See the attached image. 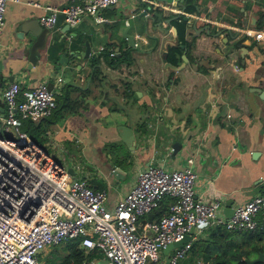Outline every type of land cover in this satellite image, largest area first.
I'll list each match as a JSON object with an SVG mask.
<instances>
[{
  "label": "crops",
  "instance_id": "obj_1",
  "mask_svg": "<svg viewBox=\"0 0 264 264\" xmlns=\"http://www.w3.org/2000/svg\"><path fill=\"white\" fill-rule=\"evenodd\" d=\"M70 1L10 0L0 28V87L15 80L24 89L45 79L55 98L63 96L76 103L62 118L48 122L44 116L32 121L45 124L40 144L49 153L65 154L73 174L105 189L107 207L135 183L142 167L153 162L165 168L182 167L189 155L196 174L195 195L210 199L218 194L221 217H227L225 209L264 190V30L252 26L264 10V0H196L197 10L189 7L191 11L182 12L190 21L197 16V27L208 23L219 34L192 35L188 27L184 34L188 44L173 50L182 49L187 60L165 55L178 63L172 64L175 68L164 63L162 53L175 42L176 30L174 34L171 24L156 26L145 17V8L151 13L155 5L152 0H117L99 10L100 21L86 14L69 25L60 14L49 27L47 47L40 50L38 63L27 67L28 45L25 37L18 36L21 22L36 23L46 5ZM139 11L144 15L138 17ZM126 25V32L134 36L133 47L122 35ZM234 42L238 48H232ZM85 43L89 54L79 55ZM65 47L71 51L66 53L67 65L56 73L54 60ZM124 49L131 52L129 64L107 63L105 52L119 55ZM90 56L95 58L94 65ZM123 82L129 83L128 96ZM29 122L24 120L23 125ZM119 124L132 129L133 149L121 139ZM173 140L181 142L175 151ZM113 142L116 146H111ZM75 162L81 165L76 170ZM117 166L118 177L112 173ZM256 217L255 228L264 222L263 213L257 212ZM200 225L192 242L205 237L213 224L203 221ZM160 257L165 260L162 251ZM199 262L203 264L200 257L192 264Z\"/></svg>",
  "mask_w": 264,
  "mask_h": 264
},
{
  "label": "built area",
  "instance_id": "obj_2",
  "mask_svg": "<svg viewBox=\"0 0 264 264\" xmlns=\"http://www.w3.org/2000/svg\"><path fill=\"white\" fill-rule=\"evenodd\" d=\"M8 1L0 0V28ZM116 1L46 5L38 21L50 27L60 14L69 25L86 14L100 21L99 10ZM0 97V264H42L39 255L46 246L69 237H78L84 249L96 248L99 257L107 258L106 264H180L200 233L201 222L246 230L258 225L257 212L264 215L263 190L236 204L227 217L219 216L218 194L210 199L195 195L191 155L182 167L165 168L157 162L142 167L135 183L107 207L105 189L70 172L65 154L52 155L23 127L24 120L35 121L54 108L47 80L24 89L11 80L0 87ZM80 166L72 165L74 170ZM165 198H169L165 212L146 219ZM186 234L189 238L161 259L166 243Z\"/></svg>",
  "mask_w": 264,
  "mask_h": 264
},
{
  "label": "trees",
  "instance_id": "obj_3",
  "mask_svg": "<svg viewBox=\"0 0 264 264\" xmlns=\"http://www.w3.org/2000/svg\"><path fill=\"white\" fill-rule=\"evenodd\" d=\"M195 2L196 0H184V10L191 11L187 8H195ZM258 17L252 26L264 30V10L260 11ZM171 25H174L176 34L175 42L167 47L168 57L170 53L177 54L180 57L182 49L178 52H173V50L174 48H181L180 43L188 44V41L184 38L186 21L182 18V15H179L171 20ZM58 45L59 48L63 47V41L59 40ZM105 58L111 66H119L123 61L129 64L132 61L131 52L127 49L121 50L119 55H114V53L109 55V51H107L105 52ZM167 60L171 64H178L173 63L168 58ZM94 61L95 58L90 56L91 65L95 64ZM123 86L125 96L130 95L129 83L123 82ZM75 107V102H70L63 96L59 99L55 98V106L50 114L45 116V119L48 122L57 120ZM44 125L41 122L30 121L29 124L23 125V127L32 139L40 144ZM111 146H116V143H111ZM168 201L169 198L162 199L160 204L146 215V219L155 218L164 213ZM262 238H264V222L259 223V226L254 230L227 229L224 225L216 223L207 227L205 237L198 238L191 243L187 256L182 259L181 264H192L198 257L201 258L203 264H246L245 259L254 257L258 252H261L263 256L254 264H264V241L258 242ZM50 247L51 249L44 253L42 264H86L91 258L101 256L96 248L84 249L79 245L78 237H69L62 242L50 245ZM57 248H60L61 251Z\"/></svg>",
  "mask_w": 264,
  "mask_h": 264
},
{
  "label": "water",
  "instance_id": "obj_4",
  "mask_svg": "<svg viewBox=\"0 0 264 264\" xmlns=\"http://www.w3.org/2000/svg\"><path fill=\"white\" fill-rule=\"evenodd\" d=\"M154 2H152L153 9L150 12H147L146 8H145V17L148 15L155 23L156 26H160L162 25V23L164 24H171V20L178 17L179 15H182V18L186 21V25H185V32L187 33V28L190 27L193 29L194 33H191L192 35L195 34H199L201 31H204L206 33H210V34H219V29H210V25L208 23L197 27L196 25V20H197V16H195L191 21L188 19V15H186L185 13H183L182 11L184 10V0H152ZM159 3V4H156ZM196 3L194 4L195 9H196ZM165 5V6H164ZM157 7H159V9H156ZM162 8V9H160ZM197 10V9H196ZM133 15V14H132ZM131 15V16H132ZM144 15V11H139L137 12V16H142ZM125 19L128 18V15L124 16ZM254 18V17H252ZM68 26V25H67ZM146 25L142 26V30L145 31L146 30ZM172 30L174 31L175 34V27L174 25H171ZM128 29V25H126L123 29H122V35H124V37L126 38L128 44L133 47L135 45L134 43V36L131 33H127ZM19 34L18 36L20 38L25 37L26 39V43L28 45V64L27 67H31L34 66L38 63V57L40 54V50L43 48L44 50H46V34L49 31V27L42 25L39 21L36 20V23L34 21H24L21 22L20 26H19ZM215 31V32H214ZM231 37L233 36V34H229ZM185 43H180V47L183 49L185 47ZM168 47V46H167ZM238 42H234V44L232 45V48H238ZM50 48H47V57L50 56ZM89 46L85 43V49L84 52L80 51L79 55H84L87 56L89 54ZM69 52L71 53V51H68L67 47H65V49L60 52L59 56L57 57V59L54 60V70L56 73L59 72V69L66 66L68 59L66 57V53ZM167 53V48L166 50L163 51L162 53V60L164 61V63L172 68H175L174 65H172L171 63H169L166 60V55ZM75 56H77V54H74ZM180 57L181 59L184 61L187 60V56L185 55L184 52L180 53ZM50 58V57H49ZM178 68V67H177ZM257 91L261 92L262 90L260 88H254ZM117 131L119 133V135L121 136V139L125 142V144L127 145V147L129 149H133L135 146V142H134V136H133V132L132 129L130 127H128L127 125L124 124H119L117 126ZM179 145L181 146V142H179L178 140H173L172 142V150L175 151L176 150V146ZM70 172H73V170L71 169V167L68 168ZM120 170V167H113L112 169V173L114 175H116L117 171ZM117 176V175H116ZM118 177V176H117ZM230 209L229 211H227L225 209V212L228 215H230L232 213L233 208H228ZM189 238V234L184 235L183 237L176 239V240H171L168 243H166V245L162 248V252L164 254L165 259H167L168 256V252L170 249L180 245L182 242H184L186 239ZM260 258H262V253L259 252L255 257L253 258H246V264H253L255 261L259 260ZM107 258L106 257H98L94 259V263L93 264H106Z\"/></svg>",
  "mask_w": 264,
  "mask_h": 264
},
{
  "label": "rangeland",
  "instance_id": "obj_5",
  "mask_svg": "<svg viewBox=\"0 0 264 264\" xmlns=\"http://www.w3.org/2000/svg\"><path fill=\"white\" fill-rule=\"evenodd\" d=\"M80 161H83L81 158H79ZM47 248H45L39 255V258H41V260L44 258V253H46L49 249H51L50 245L46 246ZM59 251H61L60 248H57Z\"/></svg>",
  "mask_w": 264,
  "mask_h": 264
}]
</instances>
